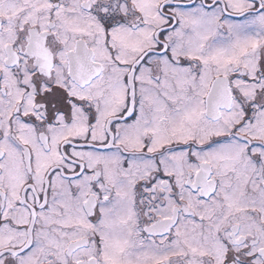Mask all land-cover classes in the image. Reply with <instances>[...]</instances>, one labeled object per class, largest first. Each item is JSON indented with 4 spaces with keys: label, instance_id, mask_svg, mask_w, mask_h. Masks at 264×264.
<instances>
[{
    "label": "snow or ice",
    "instance_id": "snow-or-ice-1",
    "mask_svg": "<svg viewBox=\"0 0 264 264\" xmlns=\"http://www.w3.org/2000/svg\"><path fill=\"white\" fill-rule=\"evenodd\" d=\"M0 264H264V0H0Z\"/></svg>",
    "mask_w": 264,
    "mask_h": 264
}]
</instances>
